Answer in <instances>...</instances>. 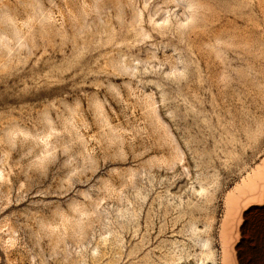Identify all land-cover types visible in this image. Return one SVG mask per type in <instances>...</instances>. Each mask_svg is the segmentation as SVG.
I'll return each mask as SVG.
<instances>
[{
	"label": "rangeland",
	"instance_id": "rangeland-1",
	"mask_svg": "<svg viewBox=\"0 0 264 264\" xmlns=\"http://www.w3.org/2000/svg\"><path fill=\"white\" fill-rule=\"evenodd\" d=\"M262 175L264 0H0V264H264Z\"/></svg>",
	"mask_w": 264,
	"mask_h": 264
},
{
	"label": "bare ground",
	"instance_id": "bare-ground-1",
	"mask_svg": "<svg viewBox=\"0 0 264 264\" xmlns=\"http://www.w3.org/2000/svg\"><path fill=\"white\" fill-rule=\"evenodd\" d=\"M255 177H258V175H253V176L250 177V178H247V177H246L247 179H246L245 184H244L243 186L237 188L236 190H237V191H240V190H242V189H247V190L251 191V190L255 187V184H254V179H255ZM253 178H254V179H253ZM261 178L264 179V175H262ZM261 197H262V195H260V197H259V199H258L259 202L261 201ZM255 199H256V198H254L252 201H249V203L255 201ZM227 202L230 204V209L233 210L234 213H235V210H236V199H235V197H234V192H230V193L227 195ZM233 211H231V213H232ZM234 213H233V214H234ZM236 213H237V212H236ZM231 216H233V215H231ZM229 218H230V217H229ZM226 258H227L228 264H232L230 258H229L228 256H227Z\"/></svg>",
	"mask_w": 264,
	"mask_h": 264
}]
</instances>
